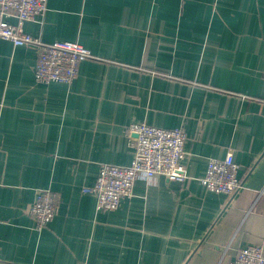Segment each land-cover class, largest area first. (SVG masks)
Masks as SVG:
<instances>
[{
  "label": "crops",
  "instance_id": "crops-1",
  "mask_svg": "<svg viewBox=\"0 0 264 264\" xmlns=\"http://www.w3.org/2000/svg\"><path fill=\"white\" fill-rule=\"evenodd\" d=\"M24 30L93 57L70 84L38 82L36 48L0 38V264H228L264 246V0H48ZM139 122L183 126L188 178H139L97 210L83 187L132 162ZM230 150L243 187L207 190ZM42 188L59 200L39 229Z\"/></svg>",
  "mask_w": 264,
  "mask_h": 264
},
{
  "label": "built area",
  "instance_id": "built-area-1",
  "mask_svg": "<svg viewBox=\"0 0 264 264\" xmlns=\"http://www.w3.org/2000/svg\"><path fill=\"white\" fill-rule=\"evenodd\" d=\"M47 3L48 0H0V38L11 41L14 46L31 45L36 48V81L70 84L79 73L80 63L93 54L78 41L48 43L24 30L26 21L41 20ZM7 16L17 18L18 23H10ZM128 133L134 147L132 162L128 165L103 163L96 183L83 187L84 192L96 195L97 210H116L123 198L134 195L135 182L139 178L151 180L157 174L165 175L169 180L188 178L185 165L187 134L183 126L165 128L139 122L130 124ZM239 169L240 164L230 150L224 158H209L206 173L200 180L209 191L234 194L243 187ZM58 200L59 194L51 188L37 191L27 211L37 220L39 229L54 219ZM228 264H264V246H244Z\"/></svg>",
  "mask_w": 264,
  "mask_h": 264
},
{
  "label": "water",
  "instance_id": "water-1",
  "mask_svg": "<svg viewBox=\"0 0 264 264\" xmlns=\"http://www.w3.org/2000/svg\"><path fill=\"white\" fill-rule=\"evenodd\" d=\"M135 135H137V134H135Z\"/></svg>",
  "mask_w": 264,
  "mask_h": 264
}]
</instances>
